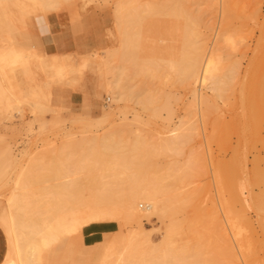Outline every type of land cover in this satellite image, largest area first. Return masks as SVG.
I'll return each mask as SVG.
<instances>
[{
	"label": "rangeland",
	"instance_id": "obj_1",
	"mask_svg": "<svg viewBox=\"0 0 264 264\" xmlns=\"http://www.w3.org/2000/svg\"><path fill=\"white\" fill-rule=\"evenodd\" d=\"M45 1L0 4V52L14 49L30 58L12 69L0 64V82L19 95L9 98L12 108L0 111V165L6 168L0 213L22 169L30 183L24 193L34 189L27 201L38 206L33 210L46 228L72 211L89 213L83 201L91 199L93 183L86 184L89 138L117 141L121 148L115 152L128 154L137 140L160 151L161 140L174 136L171 130L188 137L150 160L171 176L168 183L174 180L171 190L179 197H172L170 217L148 216L146 202L138 204L139 220L108 207L105 218H88L75 232L41 246L36 264H113L117 257L125 264H234L235 247L238 264H264V0ZM188 35L203 56L214 52L218 58L219 70L207 86H186L180 71L168 67L184 60ZM118 75L126 99L115 102L110 82ZM216 79L220 89L214 91ZM255 89L261 100L252 96ZM194 90L207 97L208 108ZM232 186L240 189L236 201ZM231 222L238 239L232 238Z\"/></svg>",
	"mask_w": 264,
	"mask_h": 264
},
{
	"label": "bare ground",
	"instance_id": "obj_2",
	"mask_svg": "<svg viewBox=\"0 0 264 264\" xmlns=\"http://www.w3.org/2000/svg\"><path fill=\"white\" fill-rule=\"evenodd\" d=\"M10 0H0V4H4V3H8ZM47 1V0H46ZM45 1V2H46ZM56 1V0H55ZM48 3V2H47ZM43 4V2H42ZM49 4V3H48ZM45 6V5H44ZM48 6V5H47ZM143 6V5H142ZM141 6V8H142ZM144 7V6H143ZM124 8V7H123ZM165 8V7H164ZM119 10L121 11V9L119 8ZM134 11V10H133ZM132 12V11H131ZM143 12V11H142ZM147 12V11H146ZM123 14V13H122ZM125 14V12H124ZM134 14V13H133ZM120 16V15H119ZM131 16V15H130ZM144 16V13H143ZM145 17V16H144ZM124 18V17H123ZM156 18V17H155ZM162 18V17H161ZM170 18V17H169ZM168 18V19H169ZM173 18V17H172ZM126 19V18H124ZM124 19H120V20H124ZM160 19V18H159ZM188 19V18H186ZM119 20V21H120ZM157 19H155L156 21ZM170 20V19H169ZM180 20V19H179ZM184 20V18H183ZM128 21V19H127ZM125 21V22H127ZM162 21V20H161ZM121 22V21H120ZM124 22V21H123ZM121 22V24L123 23ZM129 23V22H128ZM126 24V23H125ZM160 24V23H159ZM172 24V23H171ZM120 25V24H119ZM124 25V23H123ZM122 25V26H123ZM139 25V24H138ZM155 25V24H154ZM153 25V28H155ZM157 25V24H156ZM121 26V25H120ZM119 29H124L123 27ZM127 26V24H126ZM125 26V28H126ZM146 26V25H145ZM148 26V25H147ZM150 26V25H149ZM162 26V24H161ZM167 26V25H166ZM174 26V25H173ZM133 27V26H132ZM168 27V26H167ZM130 28V26H129ZM137 28V27H135ZM150 28V27H149ZM162 28V27H161ZM167 29V28H166ZM120 30V31H121ZM142 30V29H141ZM150 30V29H149ZM177 30V28H176ZM179 30V29H178ZM123 31V30H122ZM127 31V28L126 30ZM133 31V30H132ZM135 31V30H134ZM143 31V30H142ZM156 31V30H155ZM154 31V32H155ZM161 31V30H160ZM167 31V30H166ZM165 31V32H166ZM169 32V31H168ZM122 33V32H120ZM129 33V32H127ZM136 33V32H134ZM156 33V32H155ZM159 33V32H158ZM179 33V31L177 32ZM124 34H126L124 32ZM160 34V33H159ZM130 35V34H129ZM143 35V34H142ZM151 35V34H150ZM165 35V34H164ZM181 35V34H180ZM183 35V33H182ZM136 36V35H135ZM155 36V35H154ZM148 37V36H147ZM153 37V36H152ZM170 37V36H168ZM174 37V36H173ZM176 37V36H175ZM189 38H187L189 40V42H187L185 40V42H187V47H188V51H186L185 53V58L182 62H177L178 64H172L169 65L168 67H172L173 69H178L180 71V73L182 74V81L183 84H185L186 86H194L198 83H200L203 86H207L208 81H210V79H212L213 77H215V74L217 73V71L219 70V67L216 63L217 61V57H215V53L212 52L206 57L203 56L201 48L199 47L198 51L197 48H193L194 47V42L192 40V38L190 39V36L188 35ZM122 39V38H121ZM129 39V38H127ZM161 39V38H160ZM167 39V38H166ZM177 39V38H176ZM131 41V39H129ZM134 40V39H133ZM168 40V39H167ZM170 40V39H169ZM127 41V40H126ZM154 41V40H153ZM156 41V40H155ZM161 41V40H160ZM136 42V40H135ZM152 43V41H150ZM166 42V41H165ZM179 42V41H178ZM184 42V43H185ZM128 43V42H127ZM149 43V42H148ZM130 44V42H129ZM128 44V45H129ZM134 44V43H132ZM164 44V43H163ZM170 44V43H169ZM10 45V44H9ZM126 45V44H125ZM135 45V44H134ZM162 45V44H160ZM8 46V45H7ZM145 46H148L147 43L145 44ZM151 46V44H150ZM154 46V45H153ZM157 46V45H156ZM10 47V46H9ZM8 47V48H9ZM5 48V47H4ZM12 48V47H11ZM131 48V47H130ZM134 48V47H133ZM132 48V49H133ZM162 49V47H160ZM180 48V47H179ZM126 49V46L125 48ZM145 49V48H144ZM171 49V48H170ZM178 49V48H177ZM156 50V49H155ZM135 51V50H134ZM166 51V50H165ZM169 51V50H168ZM176 51V50H175ZM195 51V52H194ZM197 51V52H196ZM132 52V50L130 51ZM164 52V51H163ZM172 52V51H171ZM188 52V53H187ZM194 53V54H192ZM151 54V53H150ZM172 54V53H171ZM29 55V54H28ZM160 55V54H159ZM176 55V54H175ZM161 56V55H160ZM171 56V55H170ZM180 56V55H179ZM27 57V56H25ZM19 52H17L14 49H9L7 52H0V64H3L6 67H10V65H15L17 64L21 58H24ZM77 57V56H76ZM118 57V56H117ZM173 57V56H172ZM28 58V57H27ZM26 58V59H27ZM177 56L175 57V61H176ZM179 58V57H178ZM177 58V59H178ZM30 59V58H28ZM146 59V58H145ZM63 60V59H62ZM133 60V59H132ZM147 60V59H146ZM157 60V58H156ZM169 60V59H168ZM120 61V60H119ZM149 61V60H148ZM26 62V61H25ZM65 62V61H64ZM172 62V61H171ZM170 62V63H171ZM24 63V62H22ZM63 63V62H62ZM65 64V63H64ZM64 64L63 65V69H64ZM158 64V63H157ZM153 65V64H152ZM20 66V65H19ZM22 66V65H21ZM157 66V65H155ZM3 67V66H2ZM139 67V66H138ZM160 67V66H159ZM166 67V66H165ZM12 69V67H10ZM9 68V69H10ZM61 67H58V69ZM140 68V67H139ZM2 72H4L3 68ZM8 69V70H9ZM10 69V70H11ZM123 69V68H122ZM120 67V70H122ZM164 69V68H163ZM61 71V69H59ZM73 70V69H71ZM158 70V69H157ZM12 71V70H11ZM60 75L61 73L59 71H57ZM56 72V73H57ZM65 72V71H64ZM150 72V71H149ZM121 74V73H119ZM6 75V74H5ZM66 75V73H65ZM69 75V74H68ZM71 75V74H70ZM69 75V77H70ZM75 75V74H74ZM58 76V74H57ZM123 75H118L115 76L114 79L110 82V86L112 87V91L111 94L113 96V100L115 102H118L119 100H125L126 97L124 98V95L126 96V92L124 91V85L121 83L122 77ZM144 76V75H143ZM63 79V73L61 76ZM59 78V76H58ZM65 78V77H64ZM123 78V77H122ZM51 79V78H50ZM56 79V78H55ZM54 79V80H55ZM60 79V78H59ZM73 79V78H72ZM111 79V78H110ZM64 80V79H63ZM47 81V79H46ZM57 81V80H56ZM7 82V81H6ZM55 82V81H53ZM70 82V81H69ZM3 83V82H2ZM0 82V111L3 110V108L5 110H8L11 107V102L14 101L16 99V96L18 97V93H8L7 88L4 86V84H2ZM46 83V82H45ZM56 83V82H55ZM10 84V83H9ZM8 84V85H9ZM217 84L216 87H213L212 90H219L220 89V83L219 80L216 79L215 83ZM11 87V86H10ZM115 87H118V92L113 91V89ZM258 88V87H257ZM11 89V88H10ZM196 90V89H195ZM194 90V97H196V99L200 100V104H204L205 107H209L206 106L208 103V99L207 97L197 94L196 90ZM256 90V89H255ZM128 93V92H127ZM9 94H11L10 96H8ZM13 94H15V97L13 96ZM132 94V93H131ZM134 94V93H133ZM36 95V94H35ZM130 95V94H129ZM111 96V97H112ZM252 96H254L255 101L257 100H261L262 98V94L259 90L254 91V93L252 94ZM13 97V99H9ZM261 97V98H260ZM19 100L20 97L18 98ZM111 100V99H110ZM17 101V100H16ZM14 103V102H13ZM12 103V104H13ZM33 102L30 101V104H32ZM37 104V103H35ZM210 104V103H208ZM39 105V104H38ZM42 105V104H41ZM201 105V106H204ZM44 106V105H42ZM155 106V105H154ZM47 107V106H46ZM12 108V107H11ZM40 108V106H39ZM36 110V109H34ZM43 110V109H42ZM155 110V108L153 109ZM44 111V110H43ZM46 113V112H44ZM155 113V111H154ZM157 115V113H155V116ZM71 120H69L70 122ZM102 126V125H101ZM177 130V129H176ZM181 130V129H180ZM176 131L175 130H171L170 134L174 135L171 139H163V141L161 140L160 143V151H166V150H171L173 149L174 144H176L178 142V140H182L185 139L184 137H188L186 135H181L180 136H176ZM178 132V131H177ZM173 133V134H172ZM179 133V132H178ZM168 135V134H167ZM179 135V134H177ZM188 135V134H187ZM67 136V135H66ZM107 136V135H106ZM176 136V137H175ZM72 137V136H71ZM74 137V136H73ZM66 138V137H65ZM71 140V139H69ZM74 142V139H72ZM85 140V139H83ZM90 141V145H89V162H86L87 164V168L86 166L83 169H87L86 172L88 173V176L90 177L91 181L90 182H86L87 183H92L91 185V195L88 199H90L89 201H85L83 200L85 203V207L88 208L89 213L85 214V215H79L77 212L74 213V211L70 212V214L68 215L70 218H62L61 216H58L55 221H54V225L49 226L48 228H46L45 224L42 223L43 219H40L38 217V212L37 210L33 209H37V205L34 203H30L27 201V190L24 193V190L27 189L26 186H29L30 183H28V178L25 177V171L22 169L20 174L16 177V179L13 180V192H11L9 194V196L7 197V202L5 203V207L2 213H0V228L2 229L3 233H5V241H6V247L3 249V259L1 264H36V261L41 260V258L39 259V251L41 252V246H46L51 244L52 242H54L55 240L59 239L60 236L62 234H69V233H73L75 232L78 228L80 229L79 226H81L83 223H85L87 220L89 219H93V218H97V217H106L105 215V211L108 207L112 208V206H114V208L116 207L117 209L120 210V213L124 214V216L127 217V219H131V220H136V219H140L139 217V211H138V204L140 202H146V208L144 209V211L148 212V216L149 215H155L158 216L159 218L161 217H170L172 215V211L174 207V204H172V201H175L176 197H179L177 194L178 193H172L171 187L173 186L172 184L174 183V180L172 178L168 183L167 178L170 175H163L161 173L158 172L157 168L154 167V164L150 163V160L152 157H154V155L160 154V151H156V149L154 148H148L145 147L146 145H144V142L142 143V140H137L134 141V143L132 144V146L130 147L128 154H117L115 150L116 149H120L121 147L118 146L120 143L119 142H113L112 140H110L107 137H103L100 139L97 138H89ZM114 140V139H113ZM82 141V145H83ZM86 142V141H85ZM77 143V142H76ZM79 143V142H78ZM80 144V143H79ZM88 144V142H87ZM159 145V144H158ZM72 146V145H70ZM69 147V146H68ZM67 147V148H68ZM76 147L75 143L74 146ZM72 147V148H73ZM79 147V146H78ZM83 148H81L82 150L85 148L84 146H82ZM117 147V148H116ZM70 148V147H69ZM71 148V149H72ZM154 149V150H153ZM87 150V148H86ZM66 151V150H64ZM120 151V150H119ZM71 152V151H70ZM86 151H84L85 153ZM127 152V151H126ZM159 152V153H158ZM61 153V152H59ZM63 153V151H62ZM69 153V152H68ZM88 154V152H86ZM36 154V153H35ZM73 154V152H72ZM65 155V154H64ZM71 155V154H70ZM32 156V155H31ZM30 156V157H31ZM67 156V155H66ZM33 157V156H32ZM40 157V156H39ZM64 157V156H62ZM71 157V156H70ZM77 157V156H76ZM36 158V156H35ZM34 158V159H35ZM45 158V157H44ZM31 160V159H30ZM33 160V159H32ZM40 160V159H39ZM42 160V158H41ZM68 160V159H67ZM36 161V159L34 160ZM38 161V160H37ZM84 161V160H82ZM81 161V162H82ZM88 161V160H87ZM105 161H109L110 163H104ZM1 162V161H0ZM33 165L35 162H32ZM41 162H39L38 165H40ZM67 163V162H66ZM37 164V163H36ZM85 164V161H84ZM2 168L0 169V181L4 178L5 174H6V168L3 165V163H1ZM0 165V166H1ZM63 165V164H62ZM78 165V164H77ZM4 166V167H3ZM36 166V165H35ZM78 167V166H77ZM80 168V167H79ZM76 169V168H75ZM60 170V169H59ZM80 170V169H79ZM78 170V171H79ZM82 171V170H81ZM80 171V172H81ZM31 172V171H30ZM100 172V173H97ZM32 173V172H31ZM84 176H85V172L83 173V171L81 172ZM97 174L99 177H97ZM100 174V175H99ZM35 176V174H33ZM142 175V176H141ZM50 177V176H49ZM79 177V176H78ZM87 177V175L85 176ZM88 177V178H89ZM104 177L106 178H110V180H106L108 183H103V181L101 182L99 179H104ZM171 177V176H170ZM32 178V176H31ZM36 178V177H35ZM41 178V177H40ZM87 180H90L88 179ZM99 178V179H98ZM229 179V178H228ZM227 179V180H228ZM41 180V179H40ZM43 180V179H42ZM86 180V178H85ZM77 181V179H76ZM81 181V180H80ZM84 181V180H83ZM229 181V180H228ZM30 182V181H29ZM37 182V180H36ZM73 182V181H70ZM75 182V181H74ZM73 182V184H74ZM85 182V181H84ZM173 182V183H172ZM33 183V180H31V184ZM43 183V182H42ZM29 184V185H28ZM67 184V182L65 183V185ZM70 184V183H68ZM76 184V183H75ZM82 184V182H81ZM100 184V185H99ZM89 185V186H90ZM172 185V186H171ZM67 186V185H66ZM74 186V185H73ZM87 187V186H86ZM239 187V186H238ZM29 188V187H28ZM35 188V187H34ZM43 188V187H42ZM59 188V186H58ZM62 188V187H61ZM72 188V187H71ZM76 188V187H74ZM77 188L79 187V184L77 185ZM38 189V188H37ZM44 189V188H43ZM30 190V189H29ZM31 189L29 191V193L32 192ZM61 190V189H60ZM64 190L66 192L69 191V193H71L73 191V189H71L72 191H70V185H68L67 187H64ZM79 190V189H78ZM76 189V191H78ZM84 189H82V191H84ZM88 190V189H87ZM240 190L239 188H237L236 186H232L231 187V196H232V200L236 201L237 199H240ZM12 191V190H11ZM23 191V192H22ZM38 191V190H36ZM81 191V192H82ZM62 192V191H61ZM60 192V193H61ZM80 192V193H81ZM175 192V191H173ZM28 193V194H29ZM83 193V192H82ZM88 193V192H87ZM32 194V193H31ZM34 195L31 196H35L38 197L39 194L37 193V196L35 195V193H33ZM73 194V193H72ZM75 194V192H74ZM77 194V193H76ZM175 196L174 200H172V197L174 195ZM27 195V196H26ZM84 195V194H83ZM65 196V195H64ZM67 196V195H66ZM72 196V195H70ZM77 196V195H76ZM86 196V195H85ZM84 196V197H85ZM30 197V196H28ZM32 197V198H33ZM34 197V198H35ZM73 197V196H72ZM30 198V200L32 199ZM33 198V199H34ZM61 198V197H60ZM63 198V197H62ZM77 198V197H76ZM82 198V195H81ZM191 198V196H190ZM72 199V198H71ZM87 199V200H88ZM193 199V198H192ZM35 200V199H34ZM66 200V199H65ZM77 199L74 198V202L73 203H77V201H75ZM33 201V200H32ZM36 201L38 202L39 205V201L36 199ZM56 201H58L56 199ZM60 201V200H59ZM82 201V200H81ZM177 201V199H176ZM34 202V201H33ZM241 202V201H240ZM82 203V202H80ZM175 203V202H174ZM239 203V202H238ZM226 206L227 213L233 214L234 211L232 209V206L227 203L224 200V203ZM77 205V204H76ZM173 205V206H172ZM37 206V207H36ZM75 206V205H74ZM83 206V205H82ZM36 207V208H35ZM144 207V206H143ZM142 207V208H143ZM263 207V206H262ZM108 208L110 211L114 213L115 210L112 208V210ZM40 209V208H39ZM108 211V210H107ZM109 211V212H110ZM40 212V211H39ZM42 213V212H41ZM103 214L105 216H103ZM107 214V213H106ZM110 214V213H109ZM111 214V215H113ZM117 214H119V212L117 211ZM229 214V215H230ZM236 214V213H235ZM116 215V214H114ZM113 215V216H114ZM121 215V214H119ZM240 215V214H239ZM43 216V215H42ZM110 217V215H108ZM123 216V215H122ZM112 217V216H111ZM231 217V216H230ZM89 218V219H88ZM241 220H243V222L246 225H249L250 222L248 221L247 217L243 214L240 215ZM87 219V220H86ZM126 219V218H125ZM42 220V221H41ZM47 220V219H46ZM46 222V221H45ZM228 223V222H227ZM226 223V224H227ZM222 224V223H221ZM225 224V223H224ZM229 224V223H228ZM231 232H232V238L234 239H238L240 236V231L238 230V226L236 227V224H234L233 222H231ZM47 229V230H46ZM233 239V240H234ZM230 240V239H229ZM236 241V240H235ZM41 242V243H40ZM239 242V240H238ZM239 245V244H238ZM233 247V246H232ZM231 248V247H230ZM234 248V247H233ZM236 248V247H235ZM234 248V249H235ZM238 248V247H237ZM236 248V249H237ZM232 249V248H231ZM230 249V250H231ZM232 249V253H233V259L230 257V259H232L234 264H238V260H239V255L237 252H235V250ZM234 250V251H233ZM243 253V251H242ZM224 254V253H223ZM41 255V254H40ZM109 255H111L109 253ZM108 255V256H109ZM119 255V254H118ZM229 255V254H228ZM113 256V255H112ZM116 256V255H115ZM41 257V256H40ZM120 258V255H119ZM39 259V260H37ZM113 259V258H112ZM118 259V257H117ZM117 259H114L115 262L113 264H123L124 261L125 263L127 262V260H124L122 257L121 259H119L120 261H118ZM111 260V259H109ZM124 260V261H123ZM120 262V263H119ZM124 263V264H125ZM157 262L155 261L154 264H156ZM41 264V263H38ZM153 264V263H152Z\"/></svg>",
	"mask_w": 264,
	"mask_h": 264
},
{
	"label": "crops",
	"instance_id": "obj_3",
	"mask_svg": "<svg viewBox=\"0 0 264 264\" xmlns=\"http://www.w3.org/2000/svg\"><path fill=\"white\" fill-rule=\"evenodd\" d=\"M5 247H6L5 235L2 229L0 228V263L2 262V259H3L2 252Z\"/></svg>",
	"mask_w": 264,
	"mask_h": 264
}]
</instances>
